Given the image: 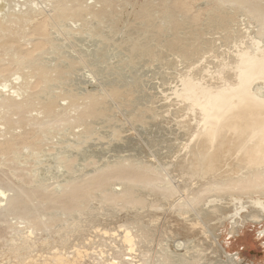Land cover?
Listing matches in <instances>:
<instances>
[{
	"label": "rangeland",
	"instance_id": "obj_1",
	"mask_svg": "<svg viewBox=\"0 0 264 264\" xmlns=\"http://www.w3.org/2000/svg\"><path fill=\"white\" fill-rule=\"evenodd\" d=\"M54 1L56 0H0V17L4 16L6 11L18 13L27 10L30 6H32L34 10H43L46 13L49 12V14H52L53 11L51 9H53L52 4H54ZM83 1L85 2L83 4H86V6L88 5L91 11L102 12L107 16L95 19L89 14L78 23H73V21H71L70 24H68V22L66 24L65 21L57 26L54 24L52 25L50 22L51 25L49 23V25L47 24L50 26L47 28V31L48 34L52 36L51 42L44 39L45 36H40L38 33L31 32L32 27L30 28V26L34 24L33 20L31 21L32 25L31 22L29 25L28 23L25 24L24 34L20 33L21 35L17 38L18 41H16V43L20 45L21 41V48L24 50L27 48L29 49V47L33 49L34 44L32 43L38 41L36 39H43L47 44H44V55L42 53L40 56H36V62L48 68L56 67L60 69V85L74 88L81 94L87 93L88 91L102 93L104 88L117 85L130 92V95L127 96V98L130 99V104L129 106H120L116 102H111L109 104L111 118L93 121L92 128L89 131L86 130L84 125H79L74 121L72 113H70L71 115L66 124L54 127L50 126L46 128L44 133H41L42 131L38 129L31 130L30 127H27V129H29L28 134L30 132L35 135L37 134L36 136L33 135L35 136V140L38 138V141L34 140L32 133H30V135L31 138H33H29L30 142L37 143H35L37 147L35 148V146H32L34 149L32 147H27L28 145L26 143L27 146L24 147L25 144L20 143L18 145L20 146L19 148L16 146V148L13 147L0 152V186L9 183L8 179H10V183L13 182V185H18L20 182L26 183L27 178V183L31 181V183L34 184L33 186L32 184H28L32 188H36L37 186V188H41V186H43L47 189L51 186L52 189L60 190L62 184L73 175V177H81L84 174L94 172L93 170L97 168L113 165L125 158H133V160H137L138 162L145 161L148 163L149 161V164L154 166L160 164L157 167L160 168L159 170L162 169L161 171H163L164 167V170L168 168V170L172 169L170 172H166L168 170L163 172H166V174L169 173L170 175L172 174L171 177L174 179L171 178L170 175L169 178L172 179L174 184L177 182L181 184L183 180H181L182 178L180 177L181 169L177 165V160L179 159L178 155L188 151L189 147L187 149L184 147V144L189 141L193 142L200 133V130L193 126L197 123L194 118L197 116L195 112H193V108L191 110V108L186 105V103H188L187 100H183V96L180 94V90L184 88L182 80H189L191 78L189 80L191 81V85L192 82H197V85L195 84L196 86L201 84V87H207L218 82V79L221 77L223 79L224 76L226 78L231 76V74L233 76L234 70L232 65L238 54L236 51L246 48V50L250 49V51H248L249 53H253V48L251 47H254L256 48L255 52L257 51V53H259L264 49V40H260V38L257 37V35H259L257 33L259 26L255 21L256 19L254 20L252 16L249 17L250 15L246 16V13H242L243 11H241V13L238 12L239 10L231 6L226 5V7L222 8V6H224V4H222V6L219 7L217 0H167V2L165 0H109V4H107V0ZM103 1L109 6L106 7L107 5L105 6ZM162 2L165 4L160 7L167 4L165 9L170 6L169 4L172 5V2H177L176 6L174 3V7L172 5L174 9L176 7L178 9L180 6L178 12L177 10L174 12L170 11L173 9L170 6L171 9H167L169 13L167 15L170 16L171 14L172 16L174 13L176 16L175 19L178 18V21L187 22L186 28L182 30V36L191 37L194 35L196 37L200 36L199 40L204 39L202 41H204L205 44H203L204 42L201 43L202 41H199V44L194 41L193 38L186 39L187 48H203L198 56L196 55L193 59L187 58L190 59V61L182 59L184 56L182 57L179 55V51H167L165 49V41L173 38L174 34L173 31L170 30L172 28L170 25V29L169 27L167 28L169 18L164 16V13H161L164 11V7L161 8L163 11L159 7ZM148 6H151L153 9V11L150 10L151 14L155 13L157 16L158 19H156V16L153 14V18L155 16L154 21L157 25L159 24V27L150 31H145L147 25L144 26V23H141L142 19L139 18V16L144 11L143 8ZM151 7H149V9ZM211 9L214 11L211 12ZM183 10L185 12H183ZM207 12H209L210 15H206ZM187 13H191L190 15L192 18L194 14L195 16L197 14V16L193 18L194 21ZM215 14L229 16L231 22L227 27L223 26L218 29L208 27L209 20L215 17ZM198 16L200 17L198 18ZM206 16H210V19L208 17L206 19ZM26 32L29 33V35L26 34ZM158 32H162V35L160 36ZM156 34H158V38H156ZM131 36H143L142 41H150L153 47H157L154 48L155 52L158 51V53H163L156 57L141 56L137 60H131L130 49L126 46L127 43H125L128 42ZM29 38H33L32 41ZM262 39H264V36ZM25 46L29 47L26 48ZM51 48L53 50H51ZM4 51L0 48V57L2 59L4 57V62L6 61L9 63L7 60L15 57L13 50ZM7 63L4 67L7 68L10 65L11 68H7V70L3 69L4 67L1 66L0 70H2V73L5 72L6 74L10 69L12 72L16 70L15 73L13 72L15 75L22 74L21 76L19 75L18 78H14L15 75H13L14 77H12L10 82L7 81V89H11L13 85L18 84L22 87L21 84L24 82L23 73H27L29 68H24L23 71L22 69L16 68L18 67L15 66L17 63L14 62V65L10 63L8 65ZM190 63L194 64L191 65ZM228 63L231 65L227 66ZM187 64L191 65V68ZM17 69L22 73L18 71L19 74H16ZM25 69L27 70L25 71ZM11 71L8 73L12 74ZM182 77L186 78L182 79ZM2 80L3 77L0 76V81L2 82ZM29 80L32 82L29 83L31 84L30 87L36 85L34 89H31L32 91L42 88V82H38L36 77L28 76L27 81L29 82ZM34 81H36L35 83L37 84H34ZM206 81L208 84L205 83ZM254 82L255 83L251 85L252 88H250V90L252 89L251 93L253 95L259 93L257 94L258 97L261 94V96H263L262 98H264V78ZM60 85L54 84L53 89H58ZM19 86L15 87L19 88ZM1 88H4L2 84L0 85V91L5 93L4 89ZM21 97L23 96H18V98ZM61 103L67 106L68 100H62ZM36 109L37 108H35V110L33 109V111L31 110L29 116H37L36 118L40 116L39 118H42L43 114L41 110ZM198 117H200V119L198 118V123L200 124L203 118L201 119V116ZM70 118L72 120L71 122L74 124L70 122ZM15 127L17 128V126ZM16 128V131L13 129V134H20L21 131L23 132V130L26 129L22 127V130ZM23 133L27 134V131ZM261 134L257 136L258 140L264 136L263 133ZM254 139L256 140V137ZM21 145L24 148H22ZM4 155L8 157L4 158ZM164 164L169 167H166ZM17 169L18 172L21 171L23 174L21 172L18 173ZM173 174L176 175V178ZM23 175L25 178H23ZM6 178L8 179L5 180ZM2 179H4V181ZM1 180L3 182H1ZM4 182L5 184H3ZM114 189L119 191L122 189V185L117 184ZM9 193L8 191L6 192V194ZM260 193L228 195L225 208L231 211L224 208L221 220L217 222V230H213L214 237L216 235L219 236L216 237L223 250L227 249L226 251L230 254L233 255L235 253L239 255L240 260H242L241 263L239 261L240 264H264V193ZM2 196L1 193L0 199ZM97 197L100 198V195L97 194ZM220 197H212V200L219 202L221 201L220 199H222ZM0 204H2L1 201ZM168 204H170V202ZM168 204L162 202L161 206L163 205V207L160 209L161 211L150 210V214L149 212L147 214L148 216L144 213L142 214V218H136V220H134L135 218L132 213H130L131 216L128 217L127 214L125 215L127 211L122 212L118 211V209L116 211L115 207L112 208V206L108 204H100L98 202L92 203V207L89 211L83 214L82 217L79 215L76 216V218L64 217L63 214L58 212V209H54L52 213L56 217L63 218L64 220L67 218V222L65 221L66 223L64 222L63 224L62 221H58L51 226L52 228H42L41 230L38 229V231H34L27 223L26 219L11 215L7 220V222L10 223H6V221L4 223V219L1 221L3 223H0V264H42V262L43 264H52L53 261L55 264L54 259H56V257L65 259L67 255L65 262L63 260L62 264H113L115 258L117 261H123V259L127 257L133 258L130 260L132 264H143L145 261H147L145 262L146 264H164V256L166 255L165 257H167V254L170 255L173 252H179L184 254L183 256L187 255V257L191 256L192 253L196 254V250L194 249L195 245L193 246V244H191V246H188L186 244L187 248L184 246V239L186 240L187 237H182L176 233L175 230L170 229L174 224V226L177 225L176 228L180 230V234L188 233L185 228L182 229L183 227L181 225L188 222L187 217L189 214L183 213L184 217L176 216V213L170 211L171 209ZM204 208H206V206H204ZM91 209L92 211H90ZM108 209L110 210L107 211ZM255 209H257L258 213L260 210L259 216L260 218L262 216V220L259 218H255L254 220L253 215L257 213ZM253 210L256 213L253 212ZM248 211L249 213H247ZM252 212V217H249V214H252ZM245 213L249 216H245ZM84 216L86 218H84ZM48 217V213L42 215L43 219H47ZM79 217L86 220L79 219L78 222ZM69 219H71L72 222L76 220L78 222V227L75 226L74 228V222L76 221L73 222V225ZM137 219L140 221L142 219L143 222H137ZM154 219L156 223H154ZM179 223L182 224L178 226ZM9 224H13V226L15 224V227L9 226ZM133 224L134 227H139L141 224L140 226L143 228L145 226L146 230L156 231V234L150 231L152 233V238L148 239L149 241L146 239L145 242L147 244L142 241L139 242V251L137 250L138 247L136 244L134 246L135 248L133 247L132 249L134 252L131 253L129 247L127 245L124 246L121 239L128 230H135L134 227L131 228ZM164 224L167 227L164 228ZM27 225L31 228H29L30 230ZM124 225H130V227L126 226L125 228L123 227ZM149 225L151 227H149ZM155 227L156 230H154ZM134 230H131V232L134 233ZM166 238L169 240H166ZM175 241L184 242L180 249L177 248ZM140 246L141 250L143 248V256H147L146 258L140 256V254L142 255ZM211 246L213 247L212 244ZM125 248L128 249L126 250ZM60 250L63 255L60 253ZM145 251H147V253ZM59 253L61 255H59ZM145 253L147 255H145ZM136 254L138 256H136ZM211 254L213 256L211 252L206 255L202 253L196 257L194 256L193 262L190 260L191 258H189V261L186 260L187 262L177 260L176 263L180 262L179 264H187L190 262L189 264H208V260L210 261L213 259L210 262L216 261L217 264H220L215 256H210ZM120 255L122 257L124 255V257L122 258ZM169 255L168 257L171 258ZM126 261H124L125 264H128Z\"/></svg>",
	"mask_w": 264,
	"mask_h": 264
},
{
	"label": "bare ground",
	"instance_id": "obj_2",
	"mask_svg": "<svg viewBox=\"0 0 264 264\" xmlns=\"http://www.w3.org/2000/svg\"><path fill=\"white\" fill-rule=\"evenodd\" d=\"M67 1L65 0L54 1V4H52L53 9H51L53 11V13L51 11L52 14H49V12L46 13L43 10L42 11L38 10L39 11L38 12L37 10H34L32 6H30V8H28L27 10L18 13L14 11H8V12L6 11L4 16L0 17V48L3 49V51L5 50L4 52L10 51L11 49L13 50V53L15 55L14 58H11L10 60L6 59V60L12 65H14V62L17 63V65L15 66L18 67L16 68L22 70L24 68H29V71H27V73L26 72L23 73L24 84L22 82H21L22 84L20 83L22 87H20L18 84V85H13L11 89L9 88L7 89L8 87L7 81L10 82L12 77H14L13 75H15L14 73L16 72V70L13 71L14 72L13 73L9 69V71H11L12 74L11 73L9 74L8 73L9 71L8 72L6 71L7 73L5 74V72L2 73V70H0L1 73L0 76L3 77V80L2 82L0 81V83L4 87L1 89H4L5 91V93L0 91V152H3L4 150L13 147L16 148V146H18L20 143L23 144L26 143L28 145L27 146L25 144L24 147L25 146L34 147L36 143L35 141L38 139L36 138L35 140V136L37 134L35 135L34 133L30 132L32 133V136L35 135L34 136L35 141H33L35 143L30 142L29 138H31V135L30 133L28 134L29 129H27V127H30L31 130L38 129L42 131L41 133H44L46 128L50 126L54 127V126H60L66 124V122H68L69 120V116L71 115L70 113H72V117L74 121H76L79 125H84L86 127V130L89 131L92 128L93 121H98L99 119L105 120L111 118L110 105H109L111 102H116L120 106L121 105L129 106L130 104V99L127 98V96L130 95V92L123 88L118 87L117 85H112L104 88L102 93L88 91L87 93H83V94L79 93L74 88L68 87L66 85H60L61 84L60 69L56 67L48 68L47 66L40 65L36 62V56H40L42 53L44 55L43 52L45 51L44 44H46V42L43 41V39H36L38 41L35 40L36 42L32 43L31 41L33 38L30 39L31 38L30 37L29 39L31 41L30 40L29 41L32 44H34L33 45L34 48L32 46L33 49H30V47L27 46L29 47L28 49L25 46L27 49L24 50L23 48H21L22 47L21 41H20V45L16 43V41H18L17 38L19 37V35H21L20 33L24 34L25 24L28 23L29 25V23L33 20H34V24L32 25L31 22L32 26H30V28L32 27L31 32L38 33L40 36L43 35L45 36L44 39H47L48 41L51 42L52 36L49 35L47 31V28L50 27L48 25L49 24L51 25V23L52 25L54 24L55 26L64 23L65 21L66 24L67 22L68 24H70L71 21H73V23L75 22L78 23L79 21L83 20V18H85L86 15L89 14L95 19H100L107 16L105 15V13L103 14L102 12L91 11L88 5L86 6V4H83L85 3L83 0H67ZM107 1H108L107 4H109V0ZM165 1L167 2V0ZM173 3L174 2H172V5ZM176 3H174L175 6ZM217 3L219 7L222 6V4H224L222 8L226 7V5L231 6L239 10L238 12L241 13V11H243L242 13L244 14L246 13V16L250 15L249 17L252 16L254 20L256 19L255 21L258 23L259 26V30L257 33L260 35V36L257 35V37H259L260 40H264L262 39L264 36V0H217ZM107 4H105L104 2L105 6ZM164 4L163 2L162 4L160 3L159 7ZM169 5L172 7L171 4ZM105 6L104 8L106 9V7H108L109 5H107L106 7ZM165 6H163L164 8L160 7V9L161 8L164 9V11L163 9H161L163 11L161 13L162 14L164 13L163 15L169 18L168 19L169 24L167 28L170 25V27L172 28L170 29L169 27V29L173 31L174 34L173 38L165 41V49L167 51H177V52L179 51V55H181L182 57L184 56V58L182 59L190 61V59L187 58L193 59V57H195L196 55L198 56V54L202 51L203 48H187L186 39L193 38L194 41L198 43L199 41H202L204 39L199 40L200 36L196 37L194 35L191 37L182 36L181 35L182 30L186 28L187 22L178 21V18L175 19L176 16L173 13L175 10H177L178 12L180 10V6L178 9L177 7L174 9L173 8L174 5L172 7L173 9H171L170 6L166 7L165 9ZM149 7L151 6L144 7L146 9L143 8L144 11L142 12V14L140 16L138 15L139 18L142 19L141 23L143 22L144 26L147 25L146 26L147 29H145V31H150L154 28L159 27V24L157 25L154 21V18L156 16L155 13L151 14V11H153L152 7L150 9ZM168 8L171 9V10L169 9L170 11H173L171 12L173 13L172 16L171 14L170 16L167 15L169 14L167 10ZM211 10L209 11L211 12L214 11L213 9ZM183 12L185 11L183 10ZM207 13L206 15H210L209 12ZM153 14L155 15L154 18H153ZM190 14L188 15L190 18H192ZM196 16L194 14L193 18ZM199 17L200 16H198V18ZM207 17L209 18L210 16H206V19ZM229 18H230L229 16H222L220 14L216 15L211 19L209 18L210 20L208 22L209 25L208 27L210 28L213 27V29L222 28L223 26L227 27L228 24L231 22ZM156 19H158L157 16ZM27 32L26 34L29 35V33ZM158 34H160L161 36L162 32H158ZM158 34H156V38H158ZM35 37L38 38L37 36ZM142 38L143 36H131L128 42H125L127 43L126 46L130 49L131 60L133 61L137 60L141 56L156 57V56H160V54L163 53V52L158 53V51L155 52L154 48L157 47L155 46L153 47L150 41H146V42L142 41ZM203 42L204 41H202L201 43ZM203 44H205V42ZM251 48H253L252 49L253 53L252 52L249 53L248 51H250V49L246 50V48L245 49L242 48L243 50L242 49L239 50L240 52L236 51L238 52V54L232 65L234 74L233 76L231 74V76H229L230 78L229 77L226 78L224 76L222 79L221 77L218 79L219 80L218 82L216 83L214 82L215 84L213 85L211 84L212 86L209 85L207 87L206 86L201 87L200 86L201 84L196 86L197 82L196 83L192 82L191 85V81H189L191 79L190 77L189 80L188 79L184 81L182 80L184 88L180 90L181 91L180 94L183 96V100H187L188 103H186V105H188V107L191 108V110L193 108V112H195V115L197 116L194 117L197 123H195L196 125L193 126L199 129L200 133L193 142L189 141L188 143L186 142V144H184V147H186L187 149L189 147L188 151L178 155L179 159L177 160V165L181 169L180 177L182 178L181 180H183L181 184H179L177 181L176 184L179 185L174 184L172 182V179L169 178L170 174L169 173L166 174V172H170L172 169L168 170L169 169L168 168L165 169L168 171L163 172L165 171L164 170L165 167L163 168V171H161L162 169L159 170L160 168L157 167L160 164L154 166L152 164H149L148 160H147L148 163L145 161L142 162L141 160H140L141 162H138L137 160H133V158H125L124 160L119 161L113 165H108L103 168H97L93 170L94 172L90 174L88 173L84 174L81 177H77V176L73 177L74 176L73 175L71 178H69L62 184L60 190L52 189L51 186H50L51 189L50 188L46 189V187L43 186H41V188H37L38 186L36 188H32L31 186H29L32 183L31 181L30 183H27L28 181L27 178H26L27 184L25 182L24 183L20 182L21 184L19 183L17 185L15 183L16 185H13L12 184L13 182L10 183V179L6 178L5 180L8 179L10 184L9 183L5 184L6 182L5 181L3 183L5 185L0 186V192L3 195L0 199L2 203L0 204L1 207L0 223L3 222L5 223V221L6 223H10L7 222L8 217L13 215L16 217L26 219L27 223L34 231L35 230L38 231V229L41 230L42 228L49 229L52 228L51 226L56 224L58 221H62V223L64 224V222L67 220V218L64 220L63 218L56 217L52 213L54 212V209H58V212L63 214L64 217L76 218V216L79 215H81L82 217V215L85 214L87 211H89V209L92 207L91 204L97 202L100 204H106V205L108 204L112 206V208L115 207L116 211L117 209L118 211H122V212L127 211L128 213L126 212L125 215L127 214L128 217H130L131 216L130 213H132L133 217L135 218L134 220H136V218H142V214L144 213H146L145 215H147L148 212L150 214V210H157V211L160 210L163 207V205L161 206L162 202L163 203L166 202L167 204L170 202V204L168 205L170 206L169 208L171 209L170 211H172V213H176L177 214L176 216H182V217H184L183 213L185 214L188 213L189 215L187 217L188 218L187 221L188 222L190 221L189 223L187 222L186 224L181 225L183 227L182 229L185 228L186 232L188 231V233L185 234H180V230L176 228L177 225L174 226L173 224L172 227L169 226L170 229L175 230V232L181 235L182 237L183 236L187 237L186 240L184 239L185 243L183 241L176 242L177 241L176 240L175 241L176 246L178 249H180L183 243L185 244L184 246H186V244L188 246L189 245L191 246V244H193V246L195 245L194 249L196 250V254L192 253L191 256L187 257V255L183 256L184 254H181L179 252H173L171 253L172 255L167 254V257H165L166 255L164 256V261H163L164 264H179L180 262L176 263L177 260L179 261L182 260L184 262H187L186 260L189 261V258H191L190 260L193 262L194 256L196 257L197 255H200L202 253L206 255L209 254L210 252L213 253V256H215L216 259L219 260L218 262H220V264H240L242 260H240L239 255L235 253L232 255L226 251L227 249L226 250L224 249L225 250L224 251L220 246L219 240L217 238L219 236L216 235L217 237L216 236L214 237L213 230L217 228L218 220H221V216L224 212V208L226 207L225 205H227L226 201L228 199V195L231 196L232 194H242V193H247V194L249 193L259 194L260 192L262 194L264 193V136L261 137L260 140H258L257 137L261 133L264 134V98H262L263 96H261V94H260L261 97L260 96L258 97L257 94L259 93L256 94L257 95L256 97L255 94L253 95L251 93L252 89L250 90V88H252L251 85L255 83L254 81L264 78V49L261 50L260 52L258 51L259 53H257V51L255 52L256 48L254 47ZM51 50L53 49L51 48ZM4 60H5L4 57L3 59L0 57V68L1 66L4 67V65H6L7 62L6 61L4 62ZM9 63L7 64L9 65ZM187 65L190 66L191 68V65L189 64ZM229 65L231 64L228 63L227 66ZM7 68H11V66L9 65ZM7 68L4 67L3 69H7ZM26 70L27 69H25V71ZM18 71L22 73L20 70L17 69L16 74H19ZM19 75L21 76L22 74ZM19 75H15L14 78H18ZM28 76L36 77L38 82H42L41 83L42 88L41 89L35 88L38 91L37 90L32 91L31 89L32 88L34 89L36 85L30 87L31 84L29 83L31 81L30 80L29 82L27 81ZM183 78L185 79L186 77H182V79ZM35 82L36 81H34V84H37ZM205 83H207V81ZM54 84L60 85L58 89L56 90L53 89ZM15 86H19V88ZM19 95L23 97L18 98ZM62 100H68L67 106H64L61 103ZM35 108L41 110V113L43 114L42 118H39L40 116L38 118H36L37 116H32V115L29 116V112L31 110L33 111V109L35 110ZM68 109L70 112L68 111ZM198 116H201V119L203 118L200 124L198 123L199 122L198 118L200 119V117ZM71 118H70V122L72 121ZM71 123L74 124L73 122ZM15 126H17V128H20L21 130L22 128H26L24 129L25 131L23 130V132L27 131V134L23 133L22 131H21L22 133L20 132V134L16 133L18 135H16L15 133L13 134L12 133L13 129L14 131H16ZM37 133L40 134L39 132ZM255 137L256 140L254 139ZM19 147L20 146H18V148ZM24 147L22 146V148ZM36 147L37 145L35 146V148ZM5 157L8 156L4 155V158ZM175 176L176 175H174V177ZM23 178H25V176ZM2 180L4 181V179ZM2 180L1 182H3ZM117 184L122 185V189L119 191L114 189ZM33 185L34 184H32V186ZM7 191L10 193L6 194ZM97 194L100 195V198L97 197ZM217 196L218 197L221 196L220 197L222 198L220 199L221 201H219L218 199L217 200L219 202H217L216 200H212V197L218 198ZM204 206H206V208H204ZM109 210L110 209H108L107 211ZM255 210L257 213L254 210L253 212H255L256 215H253V212L252 214L251 213L249 214L250 216L246 215V213L244 215L249 217H252L251 215H253L254 220L255 218L256 219L259 218L262 220V216L261 218L259 216L260 210L259 213L257 209ZM90 211H92V209ZM47 213L49 214V217L47 219H43L42 215L43 214L46 215ZM247 213H249V211ZM84 218L86 217L84 216ZM84 218L79 217L78 222L79 219L86 220ZM2 219H4L3 222H1ZM69 220L71 221V219ZM138 221L141 222L142 219L141 221L137 219V222ZM73 222L71 221L72 224ZM78 222L77 221L74 222L75 224V225L73 224L74 228L75 226H77ZM154 223H156V220ZM180 224L182 223H179L178 226ZM10 225L13 226V224H9V226ZM130 225H126V226L130 227ZM140 225L139 227L138 226L134 227L133 224L131 228L134 227L135 230L131 228L130 229L134 230V233L131 232V230H128L127 232L125 231L126 233L125 235H123V238L122 239L120 238L124 246L127 245L129 247L131 253L134 252V250L132 251V249L136 244L137 247L140 245V244L138 245V243L141 241L147 244L145 242L146 239L147 241H149L148 239L152 238V233L156 232L150 230L152 231L151 233L149 229L148 230L145 229V226L143 228ZM126 226L124 225L123 227L126 228ZM13 227H15V224ZM30 227L28 226V229ZM149 227L151 226L149 225ZM165 227L167 226L165 225L164 228ZM154 230H156V227L154 228ZM166 240L169 239L166 238ZM211 244L213 245V247L211 246ZM141 246H140V252L142 253V255L140 254V256L143 258L144 254L142 251L143 248L141 250ZM137 250L139 251V247ZM145 252L147 253V251ZM60 253H62L61 250ZM60 253L59 255H61ZM146 253L145 255H147ZM168 255L171 256V258L168 257ZM136 256L138 255L136 254ZM210 256H212V254ZM146 257L147 256H145L144 258ZM61 258L56 257V259H54L55 264H62L63 260L65 262L66 258L65 259H61ZM115 259L113 264H125L124 261L126 260H128L126 262L130 264L132 262L130 260H132L133 258L127 257L123 259V261L120 260L117 261V259L116 260ZM210 261L208 260V264L216 263V261L214 262H210ZM145 262L144 263L141 262V263L146 264ZM52 264H54V261L52 262Z\"/></svg>",
	"mask_w": 264,
	"mask_h": 264
}]
</instances>
